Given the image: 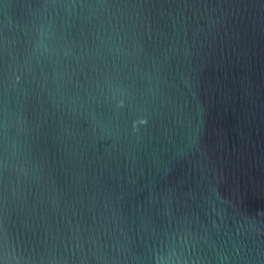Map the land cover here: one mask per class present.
I'll list each match as a JSON object with an SVG mask.
<instances>
[{
    "label": "water",
    "instance_id": "water-1",
    "mask_svg": "<svg viewBox=\"0 0 264 264\" xmlns=\"http://www.w3.org/2000/svg\"><path fill=\"white\" fill-rule=\"evenodd\" d=\"M0 264H264V0H0Z\"/></svg>",
    "mask_w": 264,
    "mask_h": 264
},
{
    "label": "clouds",
    "instance_id": "clouds-1",
    "mask_svg": "<svg viewBox=\"0 0 264 264\" xmlns=\"http://www.w3.org/2000/svg\"><path fill=\"white\" fill-rule=\"evenodd\" d=\"M140 123H145L144 119H142V120L140 121ZM134 125H135V124H134Z\"/></svg>",
    "mask_w": 264,
    "mask_h": 264
}]
</instances>
